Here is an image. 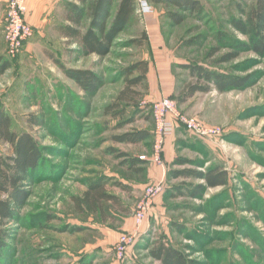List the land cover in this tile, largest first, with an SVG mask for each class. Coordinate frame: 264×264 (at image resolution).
<instances>
[{
  "label": "rangeland",
  "instance_id": "rangeland-1",
  "mask_svg": "<svg viewBox=\"0 0 264 264\" xmlns=\"http://www.w3.org/2000/svg\"><path fill=\"white\" fill-rule=\"evenodd\" d=\"M253 2L204 0V15L188 16L179 25L167 17L175 11L173 7L152 4L172 57L181 64L200 63L249 77V82L224 93L211 86L208 92L182 100L185 87L194 79L180 64L171 66L174 94L169 99L179 112L222 132L220 138L210 139L181 131L174 147L176 159L191 160L195 165L184 167L201 171L217 166L226 170L229 180L224 187L206 189L200 197H191L185 190L184 185L201 183L193 178L159 181L164 192L154 197L158 207L152 204L135 244L121 261L113 243L128 232L121 230L122 213L110 203L93 212L81 199L88 181L100 177L108 180L107 192L129 208L134 210L142 198L133 185L146 177L129 168L128 162L150 149L152 155L153 135L137 145L112 137L154 131L149 84L145 81L133 88L139 93L135 100L118 103L120 115L108 107L124 88L125 70L151 58L147 44L132 43L142 40L143 18L133 17L105 56L66 45L58 35L64 23L61 15H53L43 28L32 26L33 36L21 54L5 56L10 66L0 75V110L10 117L13 130L33 135L43 154L22 188L17 218L0 224V231L7 233L0 264H160L149 255L158 239H165L190 264H264V57L241 52L234 60L217 63L232 51L226 43L247 42L230 21L243 19L240 7ZM193 39L197 43L189 44ZM50 55L66 68L95 73L99 82L94 92L85 93L66 78ZM137 75L133 73L130 79ZM32 118L37 125L30 124ZM182 139L199 140L204 148L188 146ZM9 154V147L0 143V155ZM172 168L182 169L176 164ZM180 186L181 194L175 190ZM76 227L80 230L74 231Z\"/></svg>",
  "mask_w": 264,
  "mask_h": 264
},
{
  "label": "trees",
  "instance_id": "trees-1",
  "mask_svg": "<svg viewBox=\"0 0 264 264\" xmlns=\"http://www.w3.org/2000/svg\"><path fill=\"white\" fill-rule=\"evenodd\" d=\"M75 2H65L63 15L64 23L58 28V35L65 38L66 45L75 43L82 51L91 55L105 56L109 53L115 37L122 32L126 26L136 16L137 0H74ZM151 4L166 5L173 7L175 11L169 12L167 17L175 25L184 22L188 16L200 18L204 15L205 8L200 0H151ZM115 8L112 15L111 10ZM240 14L243 19L233 18L230 24L239 34L247 37V42H229L225 45L232 51L223 55L217 63H225L236 59L241 52H252L259 57H264V0H254L245 9L240 7ZM110 24L108 25V21ZM86 25L84 29L83 26ZM142 40L133 41V45L142 46L147 44V35L142 34ZM218 39L222 40L218 36ZM221 41V42H222ZM189 44L197 43L191 40ZM224 43V41L222 42ZM218 49L211 51L212 56ZM52 62L61 70L64 76L72 80L85 93H92L99 82L97 75L89 70L69 69L59 59L50 55ZM8 59L0 57V75L9 68ZM180 68L187 71L194 82L187 84L183 92V99L192 98L196 93L208 92L213 86L219 93L244 88L249 82V77H238L224 71L212 70L209 66L200 63H183ZM148 71L147 61H138L125 70V85L119 93L115 104L108 109L118 110L120 102H131L135 100L139 93L133 88L142 86L146 81ZM133 73L137 77L130 79ZM130 94V95H129ZM118 104V105H117ZM121 111H117L120 115ZM32 126L37 125L35 118L30 119ZM147 131H134L112 137V140L119 143L132 145L139 144L148 139ZM0 143L9 147V155H0V224L17 218V209L23 201V186L30 178L42 159V150L29 132L17 133L12 128L10 117L0 110ZM143 164L141 160H131L128 162L129 168L140 172L141 169L135 165ZM175 164L184 166L193 164L190 160H176ZM199 166V165H198ZM172 178H193L201 181L197 184L184 185L187 194L191 197H200L208 188L224 187L228 183V173L226 170L215 167H208L205 170H196L184 167L170 172ZM107 179L100 177L88 181L86 190L81 199V204L85 205L93 212L103 210L105 203H110L116 208H121L118 197L110 194L106 190ZM120 186V185H119ZM175 188L179 193H183L181 188ZM125 188V187H122ZM185 192V193H186ZM180 193V194H181ZM74 231L80 228H73ZM0 252L4 249V239L7 237L6 231H0ZM149 255L160 264H190L187 257L176 249L172 248L165 239H158L152 245Z\"/></svg>",
  "mask_w": 264,
  "mask_h": 264
},
{
  "label": "crops",
  "instance_id": "crops-1",
  "mask_svg": "<svg viewBox=\"0 0 264 264\" xmlns=\"http://www.w3.org/2000/svg\"><path fill=\"white\" fill-rule=\"evenodd\" d=\"M204 1V0H200ZM8 0H0V57L5 58L7 56L6 45L3 40V22L6 14V6ZM65 2H75L74 0H25L27 12H26V20L27 22L33 26L35 29L40 27L43 28L44 24H47L49 20L52 19L53 15H63ZM115 12V8L111 10L112 15ZM144 31L147 35V47L146 52L151 55L149 60H144L148 62V71L146 74V81L149 84V97L152 101H157L161 98H169L174 94L173 87V76L171 73V66L175 64H181L176 58L172 57L170 54V50L164 43L163 40V31L162 25L159 18V14L154 11L152 15L145 16L142 21ZM65 41V38H62ZM28 45V43L26 44ZM72 46H77L75 43L71 44ZM28 49V48H26ZM142 131V130H141ZM149 133V137L146 140L151 139V130H143ZM184 132L188 136L192 137V134L185 131L181 127H177L173 130L172 134H170L164 141L163 152H162V166H157L152 163L149 159L151 156V149L144 155L146 159L141 160L143 164H137L135 167L141 169L140 173H142L146 179L143 183H134L133 188L136 193L141 195L144 191L145 186L156 183L164 180H173L178 178H172L170 176V172L179 169H173L175 165L176 155L174 147L176 145V141L179 136V133ZM194 136V135H193ZM145 140V141H146ZM186 145L188 146H199L203 147V143L199 140H188L182 139ZM143 141V142H145ZM142 143V142H141ZM137 145V144H136ZM137 156V160H140ZM176 159V160H175ZM183 160V159H182ZM191 161V160H190ZM195 165L193 161H191ZM171 165V167H169ZM177 165V164H176ZM181 166V165H179ZM185 166V165H184ZM184 166H181L183 168ZM201 182V181H200ZM121 208H117L118 212H121L123 215V224L121 226V230L131 232L133 231V218L131 212L133 208H129L123 201H120ZM153 205L155 208L158 207V201L154 200ZM117 218H121L117 215ZM117 240H114V243Z\"/></svg>",
  "mask_w": 264,
  "mask_h": 264
},
{
  "label": "built area",
  "instance_id": "built-area-1",
  "mask_svg": "<svg viewBox=\"0 0 264 264\" xmlns=\"http://www.w3.org/2000/svg\"><path fill=\"white\" fill-rule=\"evenodd\" d=\"M26 12L25 0H8L3 22V40L6 45L7 56L10 58H15L21 54L24 45L33 36V27L26 20ZM153 13L151 0H137L136 15L144 18ZM151 117L155 128L152 132L153 153L149 160L157 166H162L165 139L177 127H181L200 138H220L222 134L220 129L205 128L197 119L183 115L176 108L175 103L166 97L152 102ZM139 159L144 160L146 157L141 156ZM163 192L162 182L152 183L145 188L142 198L133 210L136 229L121 235L115 243L114 253L118 260L125 259L129 247L135 244L140 228L151 210L154 197Z\"/></svg>",
  "mask_w": 264,
  "mask_h": 264
}]
</instances>
